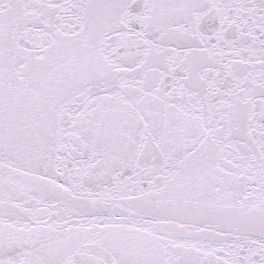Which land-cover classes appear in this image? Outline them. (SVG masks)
<instances>
[{"label": "snow or ice", "instance_id": "1", "mask_svg": "<svg viewBox=\"0 0 264 264\" xmlns=\"http://www.w3.org/2000/svg\"><path fill=\"white\" fill-rule=\"evenodd\" d=\"M0 264H264V0H0Z\"/></svg>", "mask_w": 264, "mask_h": 264}]
</instances>
